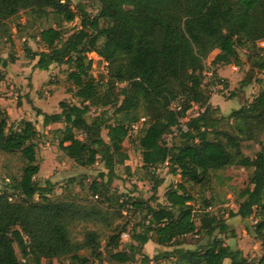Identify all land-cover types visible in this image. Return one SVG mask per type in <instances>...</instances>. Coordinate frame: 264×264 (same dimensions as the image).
I'll use <instances>...</instances> for the list:
<instances>
[{
    "label": "trees",
    "instance_id": "trees-1",
    "mask_svg": "<svg viewBox=\"0 0 264 264\" xmlns=\"http://www.w3.org/2000/svg\"><path fill=\"white\" fill-rule=\"evenodd\" d=\"M98 2L93 17L78 5L80 28L64 38L61 22H70L76 15L69 0H0V25L20 10L36 18L52 16L58 24L39 31L46 50L26 46L25 55L36 60L33 67L39 70H47L52 64L67 65L72 87L68 93L80 104L61 100L59 112L34 107L36 115L42 116L43 126L65 123L63 129L56 130L61 135L58 147L76 164L93 165L100 155L106 171L99 173V180H93L89 189L103 201L110 200L115 166L128 159L123 142L129 128L142 117L146 123L138 142L143 166L156 168L165 163L167 173L180 174L183 181L168 186L165 204H151L153 196L151 200L133 201L131 205L143 213V218L132 228L128 251L115 250L125 229L122 227L109 237L103 256L97 232L87 231L82 241H73L70 236L74 221L99 216L101 210H86L76 202L50 196L54 183L37 179V129L30 120L22 119V126L14 130L8 126L7 112L0 108V151L19 152L25 161L21 176L12 186L19 198L12 200L6 189L0 190V264H39L41 259L53 264L54 258L63 256L69 257L68 264H92L79 254L83 249L91 250L97 264L105 257L109 262L126 263L136 255H141V264L159 258H174V264H222L226 259L228 264H264V255L250 261L241 249L216 237L215 231L225 234L229 226L209 210L200 214L196 224L189 203L192 198L183 186L184 181L204 185L213 171L227 166L247 170L248 185L239 192L237 210L230 211L229 217L257 216L253 233L264 249V87L251 101L224 115L209 102L213 81L204 84L205 59L215 49L219 52L211 61L213 66H240L237 47L246 46L248 64L264 70V55L257 46L264 40V0ZM93 51L107 63L105 89L91 74L92 59L87 54ZM15 61L14 56L0 57V66L5 68ZM3 79L0 71V81ZM193 104L203 110L182 123ZM92 107H112L113 122L103 115L88 122ZM102 128L107 141L100 136ZM173 128L180 139L167 145L164 137ZM75 131L86 137L78 138ZM152 178L155 194L163 180ZM191 233L202 234L207 242L194 249L182 247L183 237ZM149 240L174 248L158 250L150 258L143 253Z\"/></svg>",
    "mask_w": 264,
    "mask_h": 264
},
{
    "label": "rangeland",
    "instance_id": "rangeland-1",
    "mask_svg": "<svg viewBox=\"0 0 264 264\" xmlns=\"http://www.w3.org/2000/svg\"><path fill=\"white\" fill-rule=\"evenodd\" d=\"M71 8L76 12L74 19L70 22H61V29L65 32L66 38L73 31L80 28L81 14L78 5L85 8V12L91 17L97 14L99 9L98 0H69ZM56 19L52 16L36 18L27 10H20L16 15L6 19L0 25V57L8 58L14 56L16 61L9 63L7 67L0 71L4 79L0 81V108L5 110L9 116L8 126L17 130L22 126L20 121L30 120L38 131L36 139V157L39 164L37 179L50 180L54 183V190L50 195L53 199L68 200L82 205L86 210L98 208L101 214L88 219L74 221L70 226V236L73 241H82L85 233L89 230L97 232L100 236V248L103 256L107 243L112 234L125 227L118 238V246L115 250L128 251L127 245L131 242L130 236L133 226L143 218V213L137 210L131 203L138 199H150L151 204H165V191L171 183L183 181L180 174L169 175L166 164L158 165L156 168L145 167L142 162V150L139 146L138 138L141 129L146 123L142 117L138 121V132L131 131L123 142V147L128 154V159L122 165L115 166L116 177L109 187V201H103L99 195L96 196L89 189L93 180H99V173L105 172L100 155L93 165L82 167L76 164L72 159L58 147L60 133L57 129L65 127L64 122L51 123L43 126L36 118L34 107L45 110L48 113L59 112V101L66 100L69 103L80 104L78 98L72 93H68L71 82L67 79V65L52 64L47 70H39L33 65L36 60L29 59L25 55V47L32 50H46V46L39 39V31L47 27H57ZM99 43L102 39H99ZM257 46L262 55H264V40L257 42ZM219 52L218 49L211 51L205 59L206 68L204 70V84L213 81L210 86L211 96L214 95V101L222 102L221 114H229L233 109L239 108L246 101H251L259 91L264 87V70L258 71L251 67L247 62L249 48L238 46L237 52L242 64L237 67L234 64L225 66V77L222 78L228 85L215 87L216 78L212 74V59ZM92 59V76L103 82L102 89H105L107 63L95 51L87 54ZM220 65V64H219ZM119 87L123 84H119ZM235 92V96H230ZM30 94L34 97L29 99ZM197 104L189 109L185 118L186 121L190 115L199 111ZM40 106V107H39ZM174 106V105H173ZM112 107H92L87 121L97 115H103L109 123L113 122L115 115ZM184 128V127H183ZM140 130V131H139ZM78 138L84 139L86 135L83 132L75 131ZM100 136L107 141L106 130L101 129ZM93 138H95L93 136ZM179 135L176 128L165 135L164 140L167 145L179 141ZM24 160L20 153H6L0 151V190L6 189L11 195L12 200H17L18 194L12 188L15 179L22 174ZM162 179V184L153 193L154 179L152 176ZM248 185V171L245 169H236L233 166H227L223 169L213 171L209 181L204 185H197L190 181H184V190L190 194L189 203L194 211V220L199 224L200 214L209 210L218 218L225 220L229 226L227 233L215 231L216 237L223 240L225 244L233 248L242 250L243 255L250 261H258L264 255V249L259 240L254 237L253 225L257 221V216L242 219L239 216L229 217L230 211H236L239 198V192ZM124 202V203H123ZM154 218V217H152ZM125 233L126 236H122ZM184 248H198L207 242V237L202 234L191 233L183 237ZM174 246H163L157 244L155 240H149L143 246V253L153 258L158 250H172ZM18 256V248L15 245ZM79 254L89 258L92 264H97L98 259L92 254L91 250L83 249ZM141 255H136L133 261L126 263L109 262L105 257L100 264H141ZM68 256L54 258L53 264H68ZM226 259L222 264H228ZM39 264H46L45 259H41ZM148 264H174V258L152 259Z\"/></svg>",
    "mask_w": 264,
    "mask_h": 264
},
{
    "label": "crops",
    "instance_id": "crops-1",
    "mask_svg": "<svg viewBox=\"0 0 264 264\" xmlns=\"http://www.w3.org/2000/svg\"><path fill=\"white\" fill-rule=\"evenodd\" d=\"M237 67H239V66H237ZM224 69H226V67L225 66H221V65H216V66H214L213 68H212V74L211 75H209V78H210V76H212L213 77V75H215L216 77H225V74H224ZM29 99L30 100H33L34 99V97L32 96V94H30V96H29ZM60 102V101H59ZM209 102H210V104L212 105V106H214V107H219L222 111H223V109H222V102H220V101H214V95H212L211 97H210V100H209ZM40 107V106H39ZM192 108H193V106H192ZM220 110V111H221ZM43 112H45V110H42ZM48 113V112H47ZM54 113H56V112H54ZM223 113H224V111H223ZM224 115H226V114H224ZM190 117H192V115H190ZM189 117V118H190ZM188 118V119H189ZM39 122H41L42 123V116H37V118H36ZM187 119V120H188ZM186 120V121H187ZM185 122V121H184ZM183 123V122H182Z\"/></svg>",
    "mask_w": 264,
    "mask_h": 264
},
{
    "label": "built area",
    "instance_id": "built-area-1",
    "mask_svg": "<svg viewBox=\"0 0 264 264\" xmlns=\"http://www.w3.org/2000/svg\"><path fill=\"white\" fill-rule=\"evenodd\" d=\"M208 75H210V74H208ZM213 79L215 78V77H212ZM222 81H223V79L222 78H220V77H217L216 78V84H215V87L216 86H218V85H221V83H222ZM193 106H194V104H193ZM196 106H198V105H196ZM192 108V107H191ZM198 108H199V106H198ZM202 111L203 110V108H199V111ZM198 111V112H199ZM198 112H196L194 115H192V116H196L197 114H198ZM139 123H141V122H139V121H137V122H135V123H133V124H131V126H130V128H129V133H131V131H136V132H138V124ZM184 127V126H183ZM182 127V129H186L185 127L183 128ZM140 131V130H139ZM122 236H126V234L125 233H122Z\"/></svg>",
    "mask_w": 264,
    "mask_h": 264
}]
</instances>
